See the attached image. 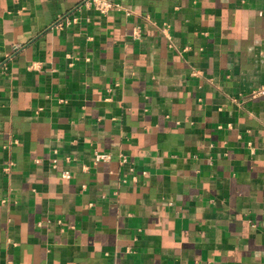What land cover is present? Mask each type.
<instances>
[{"label": "crops", "instance_id": "0c3cea01", "mask_svg": "<svg viewBox=\"0 0 264 264\" xmlns=\"http://www.w3.org/2000/svg\"><path fill=\"white\" fill-rule=\"evenodd\" d=\"M110 1L0 0V264H264V0Z\"/></svg>", "mask_w": 264, "mask_h": 264}, {"label": "built area", "instance_id": "2783aa9c", "mask_svg": "<svg viewBox=\"0 0 264 264\" xmlns=\"http://www.w3.org/2000/svg\"><path fill=\"white\" fill-rule=\"evenodd\" d=\"M84 5L89 9L95 10L97 13L101 15H107L113 11L124 10V8L121 5L116 4L110 0H85ZM138 37H139V34H135V38H138ZM111 160H112V155L109 153H99V152L95 153V164L107 163V162H110ZM126 162H127V158L122 157L121 163L124 164ZM56 165H57V161L54 160L53 166L56 167ZM63 177L65 179H70L71 178L70 172L68 171L64 172Z\"/></svg>", "mask_w": 264, "mask_h": 264}]
</instances>
